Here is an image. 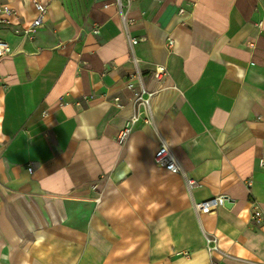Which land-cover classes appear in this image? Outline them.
<instances>
[{"label": "crops", "instance_id": "obj_1", "mask_svg": "<svg viewBox=\"0 0 264 264\" xmlns=\"http://www.w3.org/2000/svg\"><path fill=\"white\" fill-rule=\"evenodd\" d=\"M0 4V264H264V0Z\"/></svg>", "mask_w": 264, "mask_h": 264}, {"label": "built area", "instance_id": "obj_2", "mask_svg": "<svg viewBox=\"0 0 264 264\" xmlns=\"http://www.w3.org/2000/svg\"><path fill=\"white\" fill-rule=\"evenodd\" d=\"M36 14L32 18V20L26 24L24 27L16 28L15 32L18 34L32 38L36 32L41 28L43 24V16L46 11V5L38 2H34ZM17 16V12L13 7H9L5 4H0V26H9L12 24V18ZM10 52V48L5 40L0 38V57L7 55ZM162 72V68H158L155 70V76H158ZM145 90V89H144ZM144 90L135 93L137 100L140 101L144 106L149 105L148 97L151 94V92H148L147 96H143ZM133 122V120L131 121ZM131 132V126L127 125L123 127L120 132L117 135V141L118 143H123L128 135ZM154 162L155 164L160 168H165L166 170L176 173H182L181 165L177 159V157L174 156L170 146L165 143L161 142L160 147L155 151L154 153ZM31 166H28L27 170L31 171ZM193 179L187 180V186L192 187L194 184ZM247 187H249L250 180H247L244 182ZM229 201L228 197L221 194L220 196H214L206 198L205 200L196 201L194 202V208L198 212L207 213L210 211H214L217 207L221 205H225V203ZM252 212H253V218L255 220L259 219L262 216L261 209L259 207V204L257 201L252 200ZM206 248L207 252L210 255L213 250L217 249V242L214 237L208 236L206 238ZM210 264H213L210 262Z\"/></svg>", "mask_w": 264, "mask_h": 264}]
</instances>
